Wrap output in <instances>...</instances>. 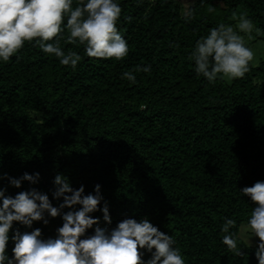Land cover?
Returning <instances> with one entry per match:
<instances>
[{"label": "trees", "instance_id": "trees-1", "mask_svg": "<svg viewBox=\"0 0 264 264\" xmlns=\"http://www.w3.org/2000/svg\"><path fill=\"white\" fill-rule=\"evenodd\" d=\"M119 4L117 29L129 45L122 59L89 57L84 45L67 41L65 29L59 44L80 55L75 68L35 41L0 62V173L41 174L34 185L16 188L3 179L0 187L10 195L36 187L58 206L57 173L74 188L83 184L86 194L99 183L101 207L107 202L112 218L108 224L102 211L91 213L100 227L147 216L173 237L185 264H258L259 237L241 235L255 202L240 189L264 181V59L250 62L241 78L210 83L190 57L219 23L235 27L234 12L245 13L260 29L253 38L264 39V0H193L187 21L181 0ZM138 65L151 70L136 72ZM129 70L135 83L122 78ZM225 218L236 221L230 231L242 255L221 242ZM47 219L13 228L39 227L43 238L54 237L62 217ZM13 246L10 239V256Z\"/></svg>", "mask_w": 264, "mask_h": 264}, {"label": "clouds", "instance_id": "clouds-1", "mask_svg": "<svg viewBox=\"0 0 264 264\" xmlns=\"http://www.w3.org/2000/svg\"><path fill=\"white\" fill-rule=\"evenodd\" d=\"M215 11L208 8L210 13ZM181 14L187 21L194 11L187 7ZM120 15L119 0H0V62L9 61L25 42L35 41L44 53L59 58L60 64L75 68L80 55L72 49L65 51L59 44V34L65 29L67 41L84 45L89 57L122 59L128 55L129 45L117 29ZM233 19L235 27L219 23L196 42L191 53L196 73L210 83L218 78H241L253 62L254 53L246 45L245 37L251 40L253 31L259 35L260 29L245 13L237 17L234 12ZM54 37L55 42H48ZM150 70V65H138L135 69L136 72ZM122 78L136 82L132 70L122 73ZM40 175L38 171L24 172L19 177L0 173V180L7 179L8 185L20 188L24 181L37 184ZM52 183L53 198H63L58 206H54L47 192L36 187L15 195L6 194L7 185L0 187V264H185L173 237L161 231L147 216L139 221L124 218L111 229L100 227V218L91 213L102 211L103 220L108 224L112 218L107 202L101 207L104 197L99 183L87 194L83 184L74 188L62 173H57ZM240 191L255 202L247 219V230L259 237L255 255L258 264H264V181L258 180ZM65 208L68 210L64 211ZM58 215L63 223L54 237L43 238L39 227L24 232L13 228L14 222L28 228L34 221L46 225L47 217ZM94 225V232L86 235ZM235 225L234 219L225 218L221 231L226 234L221 242L236 255H242L237 238L230 231ZM10 239L14 244L11 256L8 254ZM145 252L151 254L147 260Z\"/></svg>", "mask_w": 264, "mask_h": 264}, {"label": "rangeland", "instance_id": "rangeland-1", "mask_svg": "<svg viewBox=\"0 0 264 264\" xmlns=\"http://www.w3.org/2000/svg\"><path fill=\"white\" fill-rule=\"evenodd\" d=\"M181 1L184 5V10L193 3V0H181ZM245 42L246 45L253 50L254 57L252 63L254 65H258L261 59H264V39L258 36L253 38V34H252V39L249 40L247 39V37H245ZM225 80L228 82L231 81L228 79ZM241 235L243 236V238H245L250 242L255 241L257 239V236L253 234H248V230L245 227L241 229Z\"/></svg>", "mask_w": 264, "mask_h": 264}]
</instances>
